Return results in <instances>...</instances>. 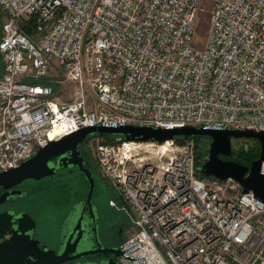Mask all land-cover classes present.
I'll return each instance as SVG.
<instances>
[{
    "label": "built area",
    "instance_id": "obj_1",
    "mask_svg": "<svg viewBox=\"0 0 264 264\" xmlns=\"http://www.w3.org/2000/svg\"><path fill=\"white\" fill-rule=\"evenodd\" d=\"M203 1L0 0V173L88 127L264 132V0H207L199 51ZM96 138L133 226L117 264H264V202L200 177L193 138Z\"/></svg>",
    "mask_w": 264,
    "mask_h": 264
},
{
    "label": "water",
    "instance_id": "obj_2",
    "mask_svg": "<svg viewBox=\"0 0 264 264\" xmlns=\"http://www.w3.org/2000/svg\"><path fill=\"white\" fill-rule=\"evenodd\" d=\"M112 136L116 142L138 143H165L174 139L207 137L210 140L208 159L199 167L197 172L205 178H214L218 181L233 180L242 189L243 194L252 193L264 202V175L261 166L264 161V132L249 130H204L193 127L177 129H160L140 126H124L107 128L97 126L82 128L67 135L58 141L49 142L40 148L37 154L24 161L18 168L0 173V188L11 189L25 180H43L53 178L56 170L77 168L88 182L89 188L86 203L89 204L95 188L91 172L84 167V160L80 155L79 147L87 139ZM254 140L259 143V157L249 166L240 165L225 159L232 153V140ZM223 157V158H221ZM57 159V165L52 161ZM8 196L16 197L17 193L11 192L0 197V205L7 202ZM82 216L69 234L65 245L63 242L64 231L61 232L60 252L48 249L46 245L40 246L35 237V221L28 214L17 217L0 214V264H65L97 254H112L116 258L122 255L120 250L96 248L90 251L76 253L82 238ZM72 241V243H71ZM80 264V263H79ZM101 264H117L114 259H109Z\"/></svg>",
    "mask_w": 264,
    "mask_h": 264
},
{
    "label": "rangeland",
    "instance_id": "obj_3",
    "mask_svg": "<svg viewBox=\"0 0 264 264\" xmlns=\"http://www.w3.org/2000/svg\"><path fill=\"white\" fill-rule=\"evenodd\" d=\"M203 6L206 9L204 13L197 14L195 18V33L193 36V47L196 50L202 51L205 48V44L207 41V36L209 32V21H210V5L208 4L207 0L203 1ZM3 18L5 19L4 14L0 10V28L2 27ZM1 61V57H0ZM65 92L66 96H62L63 99H69L72 96L73 86L64 85L61 83L60 85H54V91L62 93ZM102 141H105L103 139ZM114 141V140H113ZM99 143L97 138L87 139L86 143L81 148L82 153L86 154L87 159V167L91 172V175L95 182V189L93 194V200L99 202L98 208V226L96 230L100 228L104 231L108 228L111 224L118 223L119 221H126L131 228L133 227L130 222L128 221V215L125 210H123V206L121 204V200L117 198L115 191L109 186L107 180H105L100 172L97 169L96 165V148ZM197 145V148H196ZM193 150V153L202 157L203 160H207L209 156H206V151H209L210 140L207 137H199L197 143ZM257 145L259 147V143L254 140H240L232 141V158L242 157L251 151ZM70 180H73L70 187L62 192H55L53 196L49 198L39 197L35 198L36 203L35 205L32 204V201H29L27 205V212L32 218H36L38 221L37 232L41 236V238L45 241H48L53 246L57 244L61 237L60 231V220L59 218L56 219L54 216L57 212V205L56 207L53 206L55 201L62 202V209L60 213L65 214L67 209H69L72 205L77 203L81 198H86L88 193L89 185L87 181L78 173H74L71 176ZM43 184V183H41ZM232 185V184H231ZM45 185H40L42 188ZM43 189V188H42ZM235 193H239L241 191L240 187L235 186ZM67 196H66V193ZM40 193V192H39ZM57 199V200H56ZM112 202H115L116 206L112 205ZM51 204V205H50ZM49 205V206H48ZM55 210V211H54ZM133 232V229L129 232L128 236ZM127 236V237H128ZM126 237V238H127ZM125 238V239H126ZM124 241V240H123ZM122 243V242H121ZM120 243V244H121Z\"/></svg>",
    "mask_w": 264,
    "mask_h": 264
},
{
    "label": "flooded vegetation",
    "instance_id": "obj_4",
    "mask_svg": "<svg viewBox=\"0 0 264 264\" xmlns=\"http://www.w3.org/2000/svg\"><path fill=\"white\" fill-rule=\"evenodd\" d=\"M85 143L86 141H84V143L79 147V151H80V155L84 160V167L88 169L86 165L87 164L86 154L82 153L81 151V148ZM230 157L231 155L225 159L229 160ZM52 163L53 165H57V159L53 160ZM74 173L80 174L85 179L84 174H82L77 168H70V169L59 168L56 170V173L53 176V178H46L39 181L25 180L8 190H4L3 188H0V197L7 193L10 194L11 192H15L18 194V196L16 197L8 196L7 202L5 204L0 205V214L8 213V215H14L15 217L21 214H28L27 212L28 209L26 204L29 201H32V204L35 205L36 203L35 198H39V197L49 198L50 196H53L54 193L57 191L62 192L68 189V187H70L71 183L74 180L73 178H71V176L74 175ZM40 185H45V186H43L42 189L40 188ZM67 194L68 193H66V196ZM85 200L86 198L83 199L81 198L77 203H75L69 209H67V212L65 214L60 213L63 207L60 198L58 201H55L53 203V206L56 207L57 205V209H55L57 210V212L55 213L54 216L56 217V219L59 218L60 220V226H59L60 231L61 232L64 231L63 237H65V241L63 242V247L65 245V242L69 234L76 225L77 220L79 219L80 216H82V221H81L82 238L75 254L84 251L94 250L98 247L112 249V250H119L120 243L123 242V240H125V238L128 236L129 232L131 231V226L126 221L122 220L119 221L118 223L111 224L104 231L101 228L99 230H96V227L98 226L97 216H98L99 202L93 200V195L90 202V206L89 204L86 203ZM32 219L36 223L34 239L39 241L40 246L46 245L48 249L54 250L56 254H58L60 252V246L62 242L61 238L54 246L48 241L43 240L39 235V233L37 232V227H38L37 219L36 218H32ZM109 259H114L116 261L117 258L112 254H97V255L87 256L84 258H79L77 260L67 262L65 264H79V263L101 264L104 263L105 261H108Z\"/></svg>",
    "mask_w": 264,
    "mask_h": 264
},
{
    "label": "trees",
    "instance_id": "obj_5",
    "mask_svg": "<svg viewBox=\"0 0 264 264\" xmlns=\"http://www.w3.org/2000/svg\"><path fill=\"white\" fill-rule=\"evenodd\" d=\"M29 31L30 30H27L25 32L28 33ZM103 139H105L106 142H114L115 141V139L112 136H104ZM184 139H186V138L180 137V138H177L175 140L181 142ZM194 140H195V143H197L198 138H194ZM196 148H197V145H196ZM208 152L209 151H206V156L208 155ZM202 157L203 156L199 157L196 155V159H197L196 169H197V167L201 166L205 162V160H203ZM258 157H259V147L257 145H255V147L253 149L251 148V151L249 153H247L246 155H243L242 157H237V158L230 157L229 160L234 161V162H236L240 165H243V166H249L251 164V162L254 161L255 159H257ZM199 175H200V177L203 178V176L201 174H199Z\"/></svg>",
    "mask_w": 264,
    "mask_h": 264
},
{
    "label": "crops",
    "instance_id": "obj_6",
    "mask_svg": "<svg viewBox=\"0 0 264 264\" xmlns=\"http://www.w3.org/2000/svg\"><path fill=\"white\" fill-rule=\"evenodd\" d=\"M5 19L3 18V21H4ZM3 24V23H2ZM0 36H1V28H0ZM2 72H3V63H2V61H0V75L2 74Z\"/></svg>",
    "mask_w": 264,
    "mask_h": 264
}]
</instances>
